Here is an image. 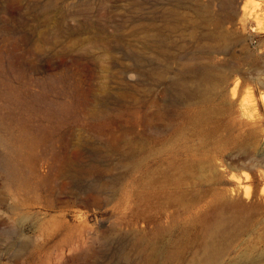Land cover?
<instances>
[{"label": "rangeland", "instance_id": "rangeland-1", "mask_svg": "<svg viewBox=\"0 0 264 264\" xmlns=\"http://www.w3.org/2000/svg\"><path fill=\"white\" fill-rule=\"evenodd\" d=\"M7 147L0 264H187L232 201L221 264H264V0H0Z\"/></svg>", "mask_w": 264, "mask_h": 264}, {"label": "bare ground", "instance_id": "bare-ground-1", "mask_svg": "<svg viewBox=\"0 0 264 264\" xmlns=\"http://www.w3.org/2000/svg\"><path fill=\"white\" fill-rule=\"evenodd\" d=\"M217 76H221V75L218 72L214 73V71L211 72L208 70L207 71L204 70V71L200 72L197 77H195L197 79V82H195V84L197 87L200 88L201 85L209 82L207 80H210V82H213V85H214L215 84L214 82L217 81ZM190 86H189V82L187 80L185 81V80H181L178 78L174 79L171 83V87L180 96H190L191 94H193L192 89H193L194 85H193L192 89H190ZM212 88L214 89L213 86H212ZM194 90H195V88H194ZM195 93H197V92H195ZM206 102H208V101H205V103ZM24 143H22V144H24ZM24 145H22V146H24ZM26 146H27V144H26ZM11 147H12V145H11ZM13 148H10V149L8 148L6 150L4 149L5 151L1 156L2 158H0L1 163L4 167V172L10 178H19V179L24 178L25 173H24L23 166L21 163L22 158L20 159V156L14 152L17 149L14 148V151L11 150ZM17 148H21V146H19V147L17 146ZM21 156H23V155H21ZM249 192H250L249 190L246 191L248 196H245V197L249 198V195H250ZM262 195L263 194H261V196ZM257 202L254 203L255 206L261 205ZM227 204H229V206L227 208L225 206V208H220L215 212V216L213 219L214 221L213 222L211 221L212 222L211 224L204 226V240L200 244L197 245L196 251L193 254V258H191V260L187 264H221L222 255L225 254V251L228 250V245L225 246L224 242L228 241L229 237L232 235L233 227L235 229L238 227H244L247 224V222H244L240 219L241 218L239 215L240 212L238 210L234 211L232 213L229 212L231 210V208H229V207H232V208L236 207L237 208V203L236 202L233 203V201H232L231 203H227ZM250 204H253V203H250ZM248 222L252 223L253 220H250ZM136 242H137L135 245L136 249L140 253H147V251H150L152 253V255L155 256L157 259L158 255L160 253V250L156 244L149 242V241L147 242L142 237H139V239L137 238ZM161 252H162L161 256H166L165 261L162 264H183V261L180 258L179 254L170 253L168 251L167 252L161 251ZM263 256H264V251H263ZM149 262L154 263L155 262L154 257L153 258L151 257ZM248 262H249L248 260L246 262H244V260H241V261L236 262L234 264H248Z\"/></svg>", "mask_w": 264, "mask_h": 264}]
</instances>
